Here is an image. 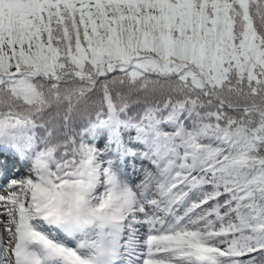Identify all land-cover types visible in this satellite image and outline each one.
Instances as JSON below:
<instances>
[{
	"label": "snow or ice",
	"instance_id": "1",
	"mask_svg": "<svg viewBox=\"0 0 264 264\" xmlns=\"http://www.w3.org/2000/svg\"><path fill=\"white\" fill-rule=\"evenodd\" d=\"M0 264H264V0H0Z\"/></svg>",
	"mask_w": 264,
	"mask_h": 264
}]
</instances>
